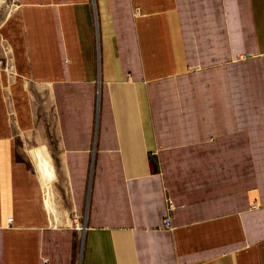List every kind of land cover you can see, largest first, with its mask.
<instances>
[{
	"label": "crops",
	"instance_id": "1",
	"mask_svg": "<svg viewBox=\"0 0 264 264\" xmlns=\"http://www.w3.org/2000/svg\"><path fill=\"white\" fill-rule=\"evenodd\" d=\"M2 8L0 264H264V0ZM45 99L83 231L25 154Z\"/></svg>",
	"mask_w": 264,
	"mask_h": 264
},
{
	"label": "rangeland",
	"instance_id": "2",
	"mask_svg": "<svg viewBox=\"0 0 264 264\" xmlns=\"http://www.w3.org/2000/svg\"><path fill=\"white\" fill-rule=\"evenodd\" d=\"M3 1L7 2V0ZM4 10L2 8V13L0 12V20L3 19ZM7 66L8 62L5 61L4 67ZM38 119L39 125L35 134H32L26 142L25 154L44 185L46 202L54 222L67 225L66 217L73 220L74 212L65 171L62 168V154L57 140L54 114L47 99L41 105ZM77 220L83 223V216L80 215Z\"/></svg>",
	"mask_w": 264,
	"mask_h": 264
},
{
	"label": "built area",
	"instance_id": "3",
	"mask_svg": "<svg viewBox=\"0 0 264 264\" xmlns=\"http://www.w3.org/2000/svg\"><path fill=\"white\" fill-rule=\"evenodd\" d=\"M174 206L173 204L168 200L167 201V212L168 214L164 217V226L167 227V228H170L171 227V216H170V212L173 210ZM12 221V218H8L7 219V222L8 224H10Z\"/></svg>",
	"mask_w": 264,
	"mask_h": 264
},
{
	"label": "bare ground",
	"instance_id": "4",
	"mask_svg": "<svg viewBox=\"0 0 264 264\" xmlns=\"http://www.w3.org/2000/svg\"><path fill=\"white\" fill-rule=\"evenodd\" d=\"M72 218H73L72 221L75 223L74 228H76L79 231H81V230L83 231V225L80 223V221L77 220V216L74 215ZM79 225H80V227H79Z\"/></svg>",
	"mask_w": 264,
	"mask_h": 264
}]
</instances>
